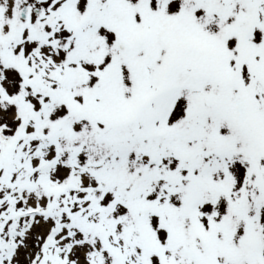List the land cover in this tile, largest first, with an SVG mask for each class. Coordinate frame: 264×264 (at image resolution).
<instances>
[{"label": "snow or ice", "instance_id": "snow-or-ice-1", "mask_svg": "<svg viewBox=\"0 0 264 264\" xmlns=\"http://www.w3.org/2000/svg\"><path fill=\"white\" fill-rule=\"evenodd\" d=\"M0 264H264V0H0Z\"/></svg>", "mask_w": 264, "mask_h": 264}]
</instances>
